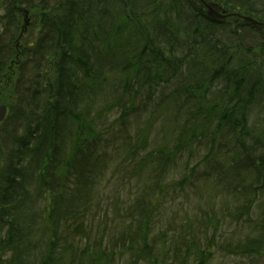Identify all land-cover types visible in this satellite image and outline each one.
<instances>
[{
  "label": "trees",
  "instance_id": "16d2710c",
  "mask_svg": "<svg viewBox=\"0 0 264 264\" xmlns=\"http://www.w3.org/2000/svg\"><path fill=\"white\" fill-rule=\"evenodd\" d=\"M205 1L264 19V0ZM0 4V264H254L264 27L199 0Z\"/></svg>",
  "mask_w": 264,
  "mask_h": 264
},
{
  "label": "rangeland",
  "instance_id": "374dc122",
  "mask_svg": "<svg viewBox=\"0 0 264 264\" xmlns=\"http://www.w3.org/2000/svg\"><path fill=\"white\" fill-rule=\"evenodd\" d=\"M4 7H3V5H1L0 4V10L1 9H3ZM218 9H219V7H218ZM24 11H27L28 12V17H27V20H28V25H26V27L24 26V18H25V13H24ZM30 11V10H29ZM28 10H23V13H22V25L24 26V27H21L22 28V30H24V32L23 33H20V35H19V40H20V37L24 34V33H26V30H27V28H28V26H30V23L31 22H33L34 23V25L32 26H30L29 27V29H28V33L30 32L31 34H33V32L35 31L34 29L36 28V23H37V20H38V18L40 17V15H39V11L38 10H32V11H30L29 12ZM0 14H2V11H0ZM233 14V15H232ZM225 15H227V17H225L224 19H222L223 21H225V20H229V18H231L232 16H241V17H243V15H240L239 13H228V12H226V14ZM244 17L245 18H251L252 20H254L255 22H257V23H259V24H261V25H259V26H261V27H264V19H260V18H254V17H252V16H250V15H244ZM32 27V28H31ZM31 28V29H30ZM22 32V31H21ZM27 34V33H26ZM25 36H28V34L27 35H25ZM34 35H32V38H34L33 37ZM25 41V40H24ZM26 41L27 42H29V44H31V42L32 41H29V39H28V37L26 38ZM27 42H23L24 44L25 43H27ZM28 44V45H29ZM0 92H1V94H0V97L2 98V100L3 101H1V104H0V106H8V102H7V100H8V97L6 98V96H5V89L4 88H2V89H0ZM111 186H108L107 184H105L104 185V187L101 189V190H99L98 192H96V195H101L102 194V198L101 199H103L102 200V203L103 204H106V203H111V202H109V197H111ZM118 190H119V192L121 193V188L120 187H118ZM123 194V193H122ZM261 203H262V205L261 206H259V208H258V210H257V212L255 213V218H257V219H259V220H262L263 222H264V200H262V201H260ZM187 208V206L185 205L184 206V210ZM256 210V209H255ZM235 225L232 223V222H226L225 223V225H224V227H222V230H226L227 231V233L228 232H231V231H235V232H241V230L239 229V227L238 228H236V226L234 227ZM263 230H264V227H263ZM243 234V233H242ZM243 236V235H242ZM220 256H222V255H220V254H217L215 257H214V259H213V261L211 262V264H234V262H235V258L234 257H230V258H223V257H220ZM254 264H264V253L262 254V255H260V256H258L256 259H255V261H254Z\"/></svg>",
  "mask_w": 264,
  "mask_h": 264
},
{
  "label": "water",
  "instance_id": "95a60500",
  "mask_svg": "<svg viewBox=\"0 0 264 264\" xmlns=\"http://www.w3.org/2000/svg\"><path fill=\"white\" fill-rule=\"evenodd\" d=\"M199 1L204 5L207 14L210 17H212L213 19L222 20L226 17L225 15L219 14V10H218L217 5L212 4V3L207 4L205 2V0H199ZM24 13H25L24 26L26 27V25H28V20H27L28 12L24 11ZM243 21L249 22L252 25H260L259 23L255 22L251 18H243ZM23 32H24V30H22L21 33H23ZM7 110H8V108L6 106H4V105L0 106V122L5 119V116L7 115Z\"/></svg>",
  "mask_w": 264,
  "mask_h": 264
}]
</instances>
